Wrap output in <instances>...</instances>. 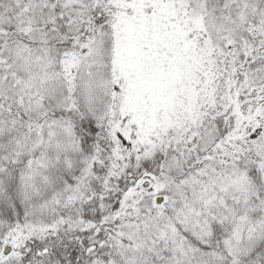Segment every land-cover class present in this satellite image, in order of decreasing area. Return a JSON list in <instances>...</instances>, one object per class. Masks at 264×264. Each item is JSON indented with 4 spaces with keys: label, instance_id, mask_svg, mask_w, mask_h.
Segmentation results:
<instances>
[{
    "label": "snow or ice",
    "instance_id": "6c2138e0",
    "mask_svg": "<svg viewBox=\"0 0 264 264\" xmlns=\"http://www.w3.org/2000/svg\"><path fill=\"white\" fill-rule=\"evenodd\" d=\"M0 264H264V0H0Z\"/></svg>",
    "mask_w": 264,
    "mask_h": 264
}]
</instances>
